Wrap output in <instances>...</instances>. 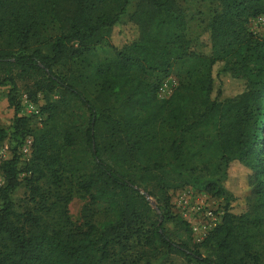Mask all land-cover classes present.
<instances>
[{
    "label": "trees",
    "instance_id": "1",
    "mask_svg": "<svg viewBox=\"0 0 264 264\" xmlns=\"http://www.w3.org/2000/svg\"><path fill=\"white\" fill-rule=\"evenodd\" d=\"M132 1L126 22L136 26V39L119 49L108 44L113 57L90 65L88 83L64 73L107 42ZM213 1L219 11L204 28L209 50L198 53L175 0H0V86L10 85L16 138L0 163V264H152L169 255L188 264H264V38L245 29L264 13V0ZM174 62L187 64L184 76L160 99ZM217 75L241 82V91L221 100L217 89L213 97ZM20 82L29 102L45 97L38 113L49 125L33 136L22 169L27 204L17 211L10 199L22 181L15 152L29 134L14 99ZM73 109L78 124L60 147L50 122ZM163 126L170 132L164 146ZM231 166L244 171L239 214L230 212L234 196L224 187ZM186 184L224 201L219 224L199 243L166 208L167 191ZM72 189L93 206L81 210V225L68 216Z\"/></svg>",
    "mask_w": 264,
    "mask_h": 264
},
{
    "label": "rangeland",
    "instance_id": "2",
    "mask_svg": "<svg viewBox=\"0 0 264 264\" xmlns=\"http://www.w3.org/2000/svg\"><path fill=\"white\" fill-rule=\"evenodd\" d=\"M175 4L181 9L184 19H185V31L184 36L186 39L197 40L193 42L192 49L198 53H208L209 44L207 35L204 32L205 25L210 20V18L219 11L218 3L213 0H175ZM134 2H130L126 8L124 15L120 17L121 23L113 26L108 34V37L105 41L94 46L89 50L82 60L68 63L64 67L63 72L67 73L69 70L70 73L73 72V75L77 76V82L88 83L89 80L94 79L91 76L90 65L95 64L96 62L102 65L103 60H107L113 57V52L108 47V44L112 47L119 49L123 45L136 39L138 32L135 25L126 22L128 14L132 12ZM246 31L252 35V37L262 39L264 38V13L249 19L245 24ZM51 32V31H50ZM49 32V34H51ZM187 68V64H181L174 62L172 64L171 71L166 79H164L159 88H163L164 85L168 90L164 92L158 90L157 97L162 99L168 96V91L175 87L179 83L183 76L184 71ZM66 70V71H65ZM145 82L152 81L151 78L146 77ZM214 91L212 96L214 97L215 91L219 92V99L226 97H232L233 95L239 93L242 89V83L236 80L230 79L224 75H217L214 79ZM10 88V85L5 83L3 86H0V130L4 132V136L0 138V163L8 160L12 155V149L15 146L16 138H13L11 135V125L13 112L12 108L7 106L6 103V94ZM96 91V89H95ZM96 93V92H95ZM105 99H108L107 102L110 104L111 100L104 93L102 96ZM14 99L19 103V116L25 117L29 120V134L25 135L22 139H19L20 144L16 149L15 154L18 156V169L21 170L18 174L19 180L24 179L29 173L22 172L24 165H26L30 160L33 136L40 130L49 125L47 123L46 114L38 113V106L43 105L45 97L40 94L36 95L35 102L31 103L26 99L25 88L23 83H18L17 88L14 92ZM49 101H54L56 99L55 95L49 96ZM104 99V100H105ZM115 108L116 105L114 104ZM72 115L67 116V114H58L54 117V120L50 122L54 126V139L57 140V143L61 146V136L65 131H73V125H77L78 111L73 109L71 111ZM158 136L162 140V145L164 146L165 142H169L170 132L166 126H163ZM18 140V139H17ZM78 140V139H77ZM79 141V140H78ZM73 152H77L79 149L78 145L73 147ZM69 153L66 151L64 154L65 159H69ZM2 184V178L0 175V186ZM225 189L234 196V201L230 204V212L232 214H239L244 211L243 204V195L245 191V181H244V171L240 167L231 166L229 169V174L224 182ZM27 189L25 188L24 181L22 180L18 187L10 195V199L13 202L17 211L25 206V199L27 198ZM167 209L172 216L180 217L184 220L183 217L187 215V211L193 209L197 205L199 207H206L209 209L213 215L218 213V216L221 220L223 214V204L224 201L222 198H213L205 194L199 188H196L191 185H183L180 188L175 190L167 191ZM151 207H155V200L152 198L148 199ZM27 204V203H26ZM84 207L92 208L93 206L88 205V200L85 194L78 192L75 189H72L70 192V199L67 204L68 216L70 220L75 225H81V210ZM99 217H102V208L98 209ZM185 221V220H184ZM220 222V221H219ZM167 229L174 228L172 222L166 224ZM205 254L203 251L201 252ZM152 264H188L185 259L180 255H169L164 258L155 260Z\"/></svg>",
    "mask_w": 264,
    "mask_h": 264
},
{
    "label": "built area",
    "instance_id": "3",
    "mask_svg": "<svg viewBox=\"0 0 264 264\" xmlns=\"http://www.w3.org/2000/svg\"><path fill=\"white\" fill-rule=\"evenodd\" d=\"M159 90L164 92L168 90V88L164 85V87L159 88ZM170 91L171 89L168 91V95ZM217 216L218 213L213 215L209 209L206 207H199L198 205L187 211V215L183 218L190 227L192 238L195 243L202 241L206 234L219 224L220 218Z\"/></svg>",
    "mask_w": 264,
    "mask_h": 264
},
{
    "label": "water",
    "instance_id": "4",
    "mask_svg": "<svg viewBox=\"0 0 264 264\" xmlns=\"http://www.w3.org/2000/svg\"><path fill=\"white\" fill-rule=\"evenodd\" d=\"M145 197H146V196H145ZM146 199L148 200L149 198L146 197ZM148 201H149V200H148ZM149 204H150V202H149ZM150 206H151V204H150ZM154 208H155V207H153V209H154Z\"/></svg>",
    "mask_w": 264,
    "mask_h": 264
}]
</instances>
